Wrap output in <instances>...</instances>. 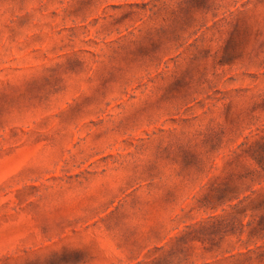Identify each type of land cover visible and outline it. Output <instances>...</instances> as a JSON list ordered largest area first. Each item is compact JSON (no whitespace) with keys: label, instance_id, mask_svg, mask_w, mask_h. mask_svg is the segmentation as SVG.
Listing matches in <instances>:
<instances>
[{"label":"rangeland","instance_id":"1","mask_svg":"<svg viewBox=\"0 0 264 264\" xmlns=\"http://www.w3.org/2000/svg\"><path fill=\"white\" fill-rule=\"evenodd\" d=\"M0 264H264V0H0Z\"/></svg>","mask_w":264,"mask_h":264}]
</instances>
